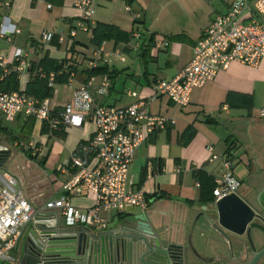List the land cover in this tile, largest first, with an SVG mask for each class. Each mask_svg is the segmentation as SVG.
Here are the masks:
<instances>
[{
    "label": "crops",
    "instance_id": "crops-1",
    "mask_svg": "<svg viewBox=\"0 0 264 264\" xmlns=\"http://www.w3.org/2000/svg\"><path fill=\"white\" fill-rule=\"evenodd\" d=\"M4 1L0 2V8L2 7L4 13L3 16H0V24L4 18H7L20 31V35L13 37L11 44L2 45V49L5 48L4 53L12 54L15 48H20L28 52V60H39L42 56L48 54L52 59H71L75 63L77 73H75L71 83L66 85L69 87L64 90V98H61V94L55 91L53 98L50 99L52 110H59L70 102L75 90L90 78H93L95 86L103 79H108L110 82L108 95L106 97L95 96L98 105L116 108L126 107L134 101L128 96L130 92H133L140 99L149 101L148 112L151 115L174 121V124L166 129L147 136L146 140L136 150L134 159L129 165V184L135 192L145 194L148 201V210L142 211L139 208H130L123 214L103 213L102 217L107 223V228L95 227L90 229L108 232L132 215L145 214L152 220L154 227L168 229L173 235L179 233L180 236L186 237L190 230L192 217L195 215V213H191L190 218H188L189 209L199 211L210 203L208 201L213 198L211 181L214 183V177L218 175L220 167L218 162H209L210 155L206 150L208 146L213 147L214 153L224 155L232 160L234 164L233 175L238 161H241L242 157L245 158L243 164L247 174L244 180H239L245 185L251 181L258 188L264 187V130H259L257 127L259 122H264L259 118V111L264 108V64L258 68H253L236 62L231 63L225 71L219 72L213 80L208 81L201 88L194 89L190 104L184 110L177 108L166 96L150 100L155 94V83L160 80H172L183 71L192 59L193 47L212 20L218 15L226 14L232 3L237 0H217V2L201 0L207 10L206 16L194 28H184L179 32L169 33L168 35L154 32L152 30L154 24L147 28L145 15L140 4L141 0H94L98 9L94 16L95 19L94 17L92 19L93 26L96 23L113 25L128 33L131 37L128 44L116 45L112 41L104 43L102 46L104 52L109 54L115 50H120L122 55H135L140 68L137 71L132 70V64L127 65L128 60L124 56V62L114 58L108 59V62L101 59L98 61L96 68H90L89 61L93 59L94 48L83 42L82 38H79L83 34L89 35L90 42V33H78L75 41L66 42L63 45L57 42V44L45 46L41 41L38 42L32 38V27L40 22L48 25L50 22L43 20L47 18L51 20L53 9L58 11L56 19H62L63 23L67 24L68 29L67 36L58 34L55 31H52V33L56 36L68 37L70 30L76 27L75 21L80 13L73 6L75 0H11L10 7L7 10L3 8ZM181 1L187 7L188 0ZM169 2H173V0ZM155 3L161 5V10L165 9V4H161V1L148 0L150 5L155 6ZM38 5L46 7V11L49 12L47 18L42 17L37 10ZM120 7L124 8L126 14H140V21L135 23L133 17L130 23V19L119 12ZM127 7L130 8V12L126 11ZM133 9H135L134 12ZM249 17L250 14H247L245 19ZM42 30L45 31V29ZM135 32L140 34L138 41L132 37ZM149 43L152 44V47L147 55L141 57V47L147 46ZM108 44H110V50L107 51ZM164 44H167V46ZM136 45H138V48L135 50ZM119 65H124L125 68L121 70ZM99 68H106L107 72L102 75L90 76L87 71ZM26 82L27 75L21 78V90L25 88ZM70 85H72V88H70ZM134 85L136 88H133ZM229 93L244 96L245 100L252 101V105L250 108L239 106L238 103L235 106H229L225 103ZM207 119L212 122H206ZM243 119L246 120V133L251 130L255 132L257 141L246 152L242 153V145L236 136L239 135L238 126L241 125ZM25 121L22 117H18L14 123H21L22 128ZM188 127H192L196 133L190 143L183 146L180 143V137ZM40 128L41 124H39V134ZM67 129H65L64 134H53L51 138L40 134L44 140L36 142L42 147V152L36 157L37 159L32 160L25 152H22L24 156L28 157L26 167L29 165L30 173L37 168H46L50 157L55 154H57L56 156H62L67 153L69 155L68 162L62 167L68 166L70 157L78 143L92 137L94 124L86 122L81 129L70 128L73 132L70 135ZM26 150L28 152V149ZM53 152L55 153L53 154ZM250 157L252 161H248ZM43 158L45 160L42 166L40 161ZM153 160L163 161L164 167L160 174L153 172L154 167L151 164ZM14 165L18 168V172H12ZM143 171L144 181L141 182ZM195 171L201 172L202 181L195 177ZM11 172L20 181L30 203L35 206H42L61 194L60 189L63 184L58 188L54 187L50 181V176L44 179L34 178L33 181L26 183L24 177L29 172L24 166L17 165L15 162L11 167ZM71 204L81 209L91 208L94 205V197L92 194L84 197H73ZM31 223L34 226L43 225L47 228L56 225L66 227L60 213L55 210L47 211L38 221L34 219ZM84 228L86 227L76 226L72 229L80 230ZM198 233L197 230L193 238L194 248L202 257H213L215 254L211 253L210 250H206L203 240L197 238ZM13 252L16 253V251ZM16 255L19 258V253H16ZM14 263H16V260Z\"/></svg>",
    "mask_w": 264,
    "mask_h": 264
},
{
    "label": "built area",
    "instance_id": "built-area-1",
    "mask_svg": "<svg viewBox=\"0 0 264 264\" xmlns=\"http://www.w3.org/2000/svg\"><path fill=\"white\" fill-rule=\"evenodd\" d=\"M10 1H4L5 10L10 7ZM73 6L81 13L79 24L70 30L68 37L43 31L41 40L45 46L55 38L58 44L63 45L75 41L78 33L91 32L95 15L93 0H75ZM126 11L130 12V8L127 7ZM247 14L250 17L245 19ZM133 17L135 23L140 21V14ZM17 35H20V31L4 18L0 24V68L16 63V71L22 78L29 65L28 52L15 48L12 54H6L1 50L3 44H11ZM132 37L138 41L140 34L135 32ZM137 48L138 45L134 47L135 50ZM113 57L124 62L120 50L108 54L101 47L94 51L89 67L96 68L99 60L108 62ZM234 62L253 68L264 64V0H237L226 14L216 16L193 47L189 64L176 78L157 81L155 94L150 100L166 96L177 108L184 110L190 104L194 89L203 87ZM49 86H53V75H50ZM109 89L108 79L95 86L93 78H90L75 90L72 100L56 113L51 109L50 99L40 100L26 95L22 90L0 92V122L14 123L18 117H22L39 124L45 123L52 131H56L58 125L81 129L86 122L94 124L89 144L81 147L80 153H72L68 166L60 168V173L67 177L60 189L61 194L42 206H35L27 199L20 181L11 172L14 160L8 167L3 166V171L0 169V262H15L10 253L15 251L24 229L47 211H58L68 228L106 229L103 213L123 214L130 208L148 210L145 194L135 192L129 184V165L147 136L166 129L174 121L151 115L148 112L149 101L140 99L133 92L128 96L134 101L126 107L98 105L95 96L106 97ZM259 118L264 120V108L259 111ZM30 142L28 152L32 158H36L41 154L42 147L34 141ZM12 147L16 148V143ZM206 150L210 155L209 162H218L220 167L218 175L214 177V200L236 194L242 182L233 175L232 160L214 153L212 146ZM89 194L94 197L91 208L81 209L71 204L73 197Z\"/></svg>",
    "mask_w": 264,
    "mask_h": 264
},
{
    "label": "water",
    "instance_id": "water-1",
    "mask_svg": "<svg viewBox=\"0 0 264 264\" xmlns=\"http://www.w3.org/2000/svg\"><path fill=\"white\" fill-rule=\"evenodd\" d=\"M5 162H1L0 169ZM197 212L189 209L188 218L191 213L195 215L187 238L154 227L145 214L132 215L108 232L59 225L47 228L30 223L15 249L19 253L18 264L31 261V264H227L238 260L234 254L225 255L219 248H210L215 254L213 257H202L194 248L193 238L197 230V238L204 242L210 231L243 237V228L251 223L252 215L239 196L231 194L214 200ZM253 229L260 230V227L250 224L245 235L253 256L252 264L264 256V252L257 253L251 236ZM205 244L208 246V241Z\"/></svg>",
    "mask_w": 264,
    "mask_h": 264
},
{
    "label": "rangeland",
    "instance_id": "rangeland-1",
    "mask_svg": "<svg viewBox=\"0 0 264 264\" xmlns=\"http://www.w3.org/2000/svg\"><path fill=\"white\" fill-rule=\"evenodd\" d=\"M1 1H3V0H0V2ZM160 1L162 2L161 4H165L164 5L165 9L161 10V5L157 4V3H155V6L148 4V0H141L140 1V4L142 5V9H143V14L145 15V24H146L147 28H149L151 25L154 24L152 26V30L154 32H160V33H163L165 35H168L169 33L179 32L184 28L192 29L207 14V10L204 8L203 2H202L203 0L202 1L201 0H188L187 1V7L184 6V3L181 0H173V2H169L171 0H157V2H160ZM213 1L217 2V0H213ZM219 1H218V3H219ZM93 2H94L95 15H96L98 7L95 5L94 0H93ZM37 10L41 13L42 17L47 18L49 12L46 11L45 6L43 7L41 5H38ZM134 10L135 9H133V12H134ZM119 12L122 15L128 17L130 19V23H131V19H133L134 13L126 14L124 12L123 7L119 8ZM38 13H36V14H38ZM3 14L4 13H3V10L1 7L0 8V16H3ZM57 15H58V11L56 9H53L52 14H51V20H49L48 18L43 20L45 22H50L48 25H46V23L42 24V22H40L39 24L36 23L31 29L32 38H34V40H37L38 42L41 41V43L44 44L41 40V34L43 32L42 29H45V31H48V32L50 31L51 33H52V31L53 32L55 31L58 34H62L64 36H67L68 26H67V24L65 25L63 23L62 19L57 20L56 19ZM80 18H81V13L78 14V19L75 21L76 26L79 24ZM94 19H95V17H94ZM49 28H50V30H49ZM79 38L80 39L82 38L83 42H85L86 44H90V42H89L90 36L89 35L83 34ZM4 49L5 48L3 47V49H2V46H1L2 52ZM108 50H110V44L107 45V51ZM89 54H90V51H89ZM123 56L126 58V60H128L127 65L132 64V70L133 71H137L140 69L139 65L137 64V60L135 58V55L123 54ZM119 66H120L119 68L121 70L125 68L124 65L123 66L119 65ZM120 82H121V80H120ZM67 87H69V86L56 85L55 91L59 92L61 94V98H64L63 97L65 95L64 90L67 89ZM70 88H72V85H70ZM133 88H136V86L134 85ZM245 123H246V120L243 119V121L241 122V125L238 126L239 135L236 136V138L238 139V141L242 145V147H241L242 153L246 152L247 149L251 145H253V143H255L257 141V136L255 135V132H253L251 130V131H249V133H246ZM21 126H22L21 123H19V124L18 123H12L11 124V123H6L4 121H2L0 123V142L7 143V139H8V136L10 134L13 137H17V141L14 142V143H16L17 147L14 148L11 145L13 157L11 160H9L8 162L5 163L4 168L8 167L9 163L15 159L14 162L17 163V165H20L22 167L24 166L26 168L27 172H29V169H30L29 165L26 167V164L28 162V157L24 156V154L22 153V150L28 149V146L31 143L30 141H34V142L43 141L44 138L38 132L39 131V124L35 125L31 134L24 133L22 131L23 127L21 128ZM257 127L259 130H264V122H259L257 124ZM67 130H68L69 135L71 133H73L70 128H68ZM11 141H12V139H11ZM35 144L40 145L38 143H35ZM54 153L55 152H53V154ZM56 155L57 154L50 157L49 163L46 166V168H44V167L37 168L35 171H33L31 173L29 172V174L24 177L26 183L33 181L34 178L44 179V178H47L48 176H50V178H51L50 181L53 183V186L56 188H58L63 183H65L66 177L60 173V168L62 167V165L67 164L68 159H69V155L67 153H64L62 156H56ZM239 155L241 156L240 153H239ZM245 160L246 159L242 157L241 161H238V165L235 167L234 176L238 180L239 179L244 180L246 177L247 171L244 168V164H243V162H245ZM235 163L237 164V162H235ZM17 169L18 168H16L14 165V167L12 168V172L13 173L18 172L19 170H17ZM193 191H195V190H193ZM10 257L12 259L16 260V263H14L13 261H6V262H0V264H18V258H17V255L15 252L10 253Z\"/></svg>",
    "mask_w": 264,
    "mask_h": 264
},
{
    "label": "trees",
    "instance_id": "trees-1",
    "mask_svg": "<svg viewBox=\"0 0 264 264\" xmlns=\"http://www.w3.org/2000/svg\"><path fill=\"white\" fill-rule=\"evenodd\" d=\"M91 41L90 45L94 48V51L101 48L104 43L106 42H114L116 45L118 44H128L130 41V35L126 32L121 31L119 28L113 25L109 24H103V23H96L91 28ZM51 44H57V40L54 39ZM152 47V44L149 43L147 46L141 47V57L148 54L150 48ZM17 64L15 63L12 66H8L6 68H0V92L6 93V92H17L20 91L21 87V78L19 72L16 71ZM90 74V76L93 75H102L107 72L106 68H99L97 70H87ZM75 73H77V68L75 66V63L71 61V59H64V60H55L48 56V54H45L42 56L39 60H29V65L26 69V75H27V82L25 85V88L22 90L26 95L35 97L40 100L44 99H52L54 92H55V86L56 85H68L70 84L71 80L73 79ZM50 75H53V86H49L50 83ZM226 104L229 106H235L237 103L239 106H245L250 108L252 105L251 100H245L244 96L237 95L235 93H229L226 97ZM60 110V109H59ZM59 110H56L55 113ZM52 114V118H54V114ZM206 122H212L210 119H207ZM35 121L33 119H27L23 123V132L26 134H31L34 126ZM65 127L62 125H58L56 131H52L49 129L47 124L42 123L40 128V134L43 136L52 137L53 134H64ZM195 130L192 127H188L184 133L180 137V143L183 146H187L192 138L195 136ZM10 139H12L13 142L17 141L16 137H13L12 135H9ZM91 138L86 141H80L74 150L73 154H77L81 152V147L89 144ZM24 149V148H23ZM22 152H25L29 158H32L31 155H29V152L27 150H22ZM44 158L40 161V164L43 166L44 164ZM153 168V172H156L160 174L162 172V169L164 167V163L162 160H153L151 162ZM194 175L196 178L202 181L201 179V172L195 171ZM144 181V171L141 175V182ZM200 182V181H199ZM211 194L214 189V183L211 181ZM201 184V183H200ZM28 199V197H27ZM29 200V199H28ZM213 201V198L210 199L208 202ZM30 202V201H29ZM33 261H31L32 263ZM30 263V264H31Z\"/></svg>",
    "mask_w": 264,
    "mask_h": 264
},
{
    "label": "flooded vegetation",
    "instance_id": "flooded-vegetation-1",
    "mask_svg": "<svg viewBox=\"0 0 264 264\" xmlns=\"http://www.w3.org/2000/svg\"><path fill=\"white\" fill-rule=\"evenodd\" d=\"M11 145L12 141L9 136L7 143L0 142V164L3 161L7 162L12 159L13 153ZM248 161H252V158L250 157ZM250 176L252 177L253 175ZM236 194L239 196L243 205L249 209V212L252 215V221L250 224L260 227V230L253 229L251 231V236L255 241L257 253L264 252V187L258 188L250 181L246 185L241 184V187ZM197 213H200V210ZM250 224L243 228V237H238L224 231L220 235L210 231L206 234L205 242L203 241L205 249L210 250V248H219L224 251L225 255L229 256V254H234L238 260L234 262L229 261L227 264H252V252L246 243L247 238L245 236ZM207 241L208 246L205 244ZM254 264H264V256H262L261 259L256 261Z\"/></svg>",
    "mask_w": 264,
    "mask_h": 264
}]
</instances>
